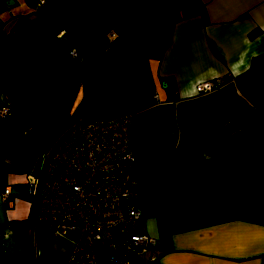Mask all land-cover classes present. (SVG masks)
Listing matches in <instances>:
<instances>
[{"label":"crops","instance_id":"1","mask_svg":"<svg viewBox=\"0 0 264 264\" xmlns=\"http://www.w3.org/2000/svg\"><path fill=\"white\" fill-rule=\"evenodd\" d=\"M138 1L0 0V189L78 115L131 113L133 230L153 244L129 264H264V0ZM29 214L0 228V264H63L70 240L45 246Z\"/></svg>","mask_w":264,"mask_h":264},{"label":"built area","instance_id":"2","mask_svg":"<svg viewBox=\"0 0 264 264\" xmlns=\"http://www.w3.org/2000/svg\"><path fill=\"white\" fill-rule=\"evenodd\" d=\"M44 2L34 0L33 7ZM69 53L74 56L73 50ZM209 88L207 81L203 89ZM10 115L11 102L5 100L0 103V120ZM131 120V113L94 120L77 116L40 153L36 170L24 176L28 226L34 232L42 224L70 240L72 249L64 264H96V246L103 249L106 264H129L132 254L153 244L133 230L141 211L137 180L128 171ZM5 132L2 129L0 136ZM8 194V188L1 189V201ZM68 232L72 237L66 236Z\"/></svg>","mask_w":264,"mask_h":264},{"label":"rangeland","instance_id":"3","mask_svg":"<svg viewBox=\"0 0 264 264\" xmlns=\"http://www.w3.org/2000/svg\"><path fill=\"white\" fill-rule=\"evenodd\" d=\"M37 9H38V7H37ZM113 36H114V33H113ZM109 38L111 39V36H109ZM78 116L81 117L80 115H78ZM6 119H8V118H4V119L0 120V132L4 128L3 125H4ZM84 120H86V119H84ZM40 153H39V155H40ZM39 155H38L37 166H38V162H39V159H40ZM22 181H23L22 182L23 184H22V188L21 189L24 188V186H23L24 185V180H22ZM11 196L12 197H10V198H13V200H14L13 204H10V203H6V204L4 203L3 204L2 203V202H6L7 199L6 200H2V202L0 200V218H3V220H2L3 222L6 221V218L9 215H13V216L15 214L26 215L27 211H28V206L30 208V201H28V198L25 195H12L11 194ZM10 198H8V201L10 200ZM11 228H14V226H12ZM38 228H40V229H42L43 231L46 232V237L52 238V239L56 238L57 240H59V241H42L45 246H49V244H52V245H56V246H59V247H64V246H62V244L68 243V241H66L65 239H63L61 237L57 238L55 235L52 234L53 233L52 231H51L52 232L51 233L50 230L48 231V229L43 228L42 226H38ZM1 242H2L1 244L4 247H6V248H9L12 245V243H14V242H11V241H1ZM94 252H95V258H96V264H106L105 261H104V251H103V249L100 246H96ZM143 254H144L143 251L142 252L139 251V252L134 253L132 255V257H131L132 261H134V259H136L138 256L143 255ZM131 259H130V263H131Z\"/></svg>","mask_w":264,"mask_h":264},{"label":"trees","instance_id":"4","mask_svg":"<svg viewBox=\"0 0 264 264\" xmlns=\"http://www.w3.org/2000/svg\"><path fill=\"white\" fill-rule=\"evenodd\" d=\"M145 1H147V0H139L135 5H133V7H132V9H130V11H129V14H133L140 6H141V4L143 3V2H145ZM133 11V12H132ZM3 130H5V131H7L5 128H3ZM4 134H6V132L4 133ZM3 134V135H4ZM2 135V136H3ZM169 141L171 142L172 141V138H170L169 139ZM4 160H3V158H2V156H1V151H0V166H3L4 165ZM20 184H23V183H20ZM22 186V185H21ZM24 186V185H23ZM3 188H8L7 186H2L1 187V189H3ZM0 189V190H1ZM9 189V188H8ZM24 195V194H23ZM10 197H12L11 196V194H8V198H10ZM8 198H7V200L6 201H8ZM1 199V198H0ZM26 219H21V218H11V219H8V220H6V221H2V222H0V228H2V227H6V228H10V227H12V226H17V225H19V224H21V223H23L24 221H25ZM262 259H264V256L263 257H261ZM260 264H263V263H260Z\"/></svg>","mask_w":264,"mask_h":264},{"label":"water","instance_id":"5","mask_svg":"<svg viewBox=\"0 0 264 264\" xmlns=\"http://www.w3.org/2000/svg\"><path fill=\"white\" fill-rule=\"evenodd\" d=\"M9 193L12 194V195H22V189L14 187V186H11L9 188Z\"/></svg>","mask_w":264,"mask_h":264}]
</instances>
